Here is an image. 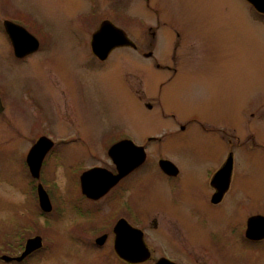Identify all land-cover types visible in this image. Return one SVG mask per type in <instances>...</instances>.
I'll return each mask as SVG.
<instances>
[{
  "label": "rangeland",
  "instance_id": "rangeland-1",
  "mask_svg": "<svg viewBox=\"0 0 264 264\" xmlns=\"http://www.w3.org/2000/svg\"><path fill=\"white\" fill-rule=\"evenodd\" d=\"M11 1L15 9L28 13L48 33L47 45L52 55L45 60L44 66H37L39 56L23 65L16 61L9 46L0 41V83L10 103V109L4 113L6 119L0 121V264H123L114 249L116 221L112 228L104 226L107 223L105 216L117 210V201L108 196L101 203L105 211L99 222L86 215L85 207L90 208L91 205L86 203L84 207L81 201H73L74 197L80 196V191L75 193L74 185L81 190L82 180L79 176L70 175V164L96 162L87 157L84 146L66 150L61 161L50 153L51 147L47 153L50 154L49 159L41 169L42 180L40 178L37 183L32 182L24 162L31 151V144H34L30 138L35 135L31 133L37 134L42 130L50 129L56 137L76 132L84 136L83 143L90 144L91 149L98 148L103 138L114 137L123 129L133 133L137 139L144 134L163 135L169 122L154 118L152 111L135 108L133 102L125 99L126 89L119 83L117 75L124 71L128 82L133 81L134 90H144L137 86H143L147 74L139 72L135 79L133 72L137 65L144 70L143 65L150 61L131 51L117 50L107 62L113 71L112 78H109V68L101 72V68H92L96 64L89 60L92 30L86 28L90 17L84 11L86 5H79L76 0ZM230 6L228 11L224 4H220L214 17L207 21V13L200 17L197 15L204 9L196 11L192 5H187V28L201 35L207 45L206 53H209L204 57L206 64L200 80L204 86H210L212 92L195 83L188 93L167 90L166 99H163L167 108L183 115L198 111L201 115L210 116H223L234 109L238 118L245 101L255 95H264V27L253 23L255 21L250 19L242 0L232 1ZM83 63L87 64L88 72L94 71L85 72ZM130 95L132 98L136 93L131 90ZM141 95L143 103L136 106L150 102L156 110L157 99L151 94ZM239 135L243 136V132ZM207 138L192 130L186 134L176 133L167 137L160 146L152 147L160 148V155L177 163L182 177L187 178L188 187L184 183V188L189 195L201 191L203 173L212 164L202 161L200 152L206 148V143L210 150L212 146L216 147V143ZM78 141L80 144V139ZM241 159H237L233 172L232 199L238 223L243 220L244 197L264 200L262 157L258 154L256 159L252 156ZM156 182L155 178L147 180L135 192L134 204L139 209H152L159 201L163 202L162 206H169L170 195H162V191L155 190L152 198ZM40 184L52 202L51 213L43 212L40 207ZM160 192L162 197H155ZM72 204L78 209L83 205L85 215L72 211ZM234 205L226 203L219 212L225 218ZM184 206L180 202L170 205L176 210ZM202 209L206 207L202 205ZM146 210L143 214H147ZM106 235L108 240L103 245L97 244L96 240ZM37 236L42 238L41 249L23 262H4V256L20 257L25 252L27 241ZM202 260L206 261L205 258ZM233 264H245V258L239 251L234 255Z\"/></svg>",
  "mask_w": 264,
  "mask_h": 264
},
{
  "label": "flooded vegetation",
  "instance_id": "flooded-vegetation-1",
  "mask_svg": "<svg viewBox=\"0 0 264 264\" xmlns=\"http://www.w3.org/2000/svg\"><path fill=\"white\" fill-rule=\"evenodd\" d=\"M232 1L235 0H85L83 3L81 0H76L77 4L87 6L84 11L90 15L86 28L92 30L90 32L92 54L89 60L96 64H92V68L98 67L102 69L101 72L107 71L109 68L107 62L117 50L131 51L138 57L148 59L150 62L143 65L144 70L137 65L133 72L135 79L139 77L137 74L139 72L147 74L148 78L143 86H137L144 90H134L136 87L133 81L128 82L124 71L117 74L119 83L126 89L125 99L133 102L135 108L142 107L148 112L152 111L154 118L169 122V126L163 130V135L144 134L138 139L133 133L123 129L114 137L103 138L98 148L94 149H91L90 144L83 143V135L73 132L56 137L53 135L54 132L51 133L52 130L48 129V131H39L37 134L31 133L35 136L30 138L34 141L30 149L46 137L52 142L53 149L50 153L56 155L55 158L61 161L64 160L63 153L66 150L75 146H84L83 150L88 153L87 157L96 162L71 163L69 167L71 176H79L82 180L83 174L93 170H98L97 174L103 176L122 175L117 184L99 198H92L85 194L82 183L81 190L75 184V193L80 191V196L74 197L73 201H81L84 207L86 203L91 205L90 208L85 207V212L94 220L96 218V222L104 217L105 209L100 206L101 203L109 198L108 196L117 201V210L105 216L107 223L104 226L112 228L114 221L116 226L119 221L125 220L129 226L142 233L143 243L149 253V258L140 263L127 262L117 255L123 264H159L161 262L164 264H233L236 251L244 256L245 264H264V200L244 197L243 220L238 223L235 221V205L232 199L233 172L237 159H246L247 156L256 159L259 154L264 162V95H255L245 101L240 108L238 118L234 109L223 116L201 115L198 111L188 113L185 111L184 114H186L183 115L163 104L167 90L172 93H188L193 83L200 88H208V92H212V88L208 85L204 86L200 80L204 71L203 66L206 64L204 57L209 53H206L207 45L201 35L187 28V5H192L196 11L204 9L197 15L200 17L207 13L208 21L220 4H224L225 10L230 11ZM242 2L247 7L250 19L253 18L255 21L253 23L264 27V10L258 11L250 0H242ZM260 4L264 7V0H260ZM103 26L106 30L104 32L106 39H122L123 35L118 31L121 30L133 46H117L111 49L106 59L99 58L94 52L93 38ZM23 29L27 35L25 40ZM13 37L19 38L20 43L27 49L35 44L32 42L34 40L38 46L24 57H18L15 54ZM49 39L48 33L39 27L28 13L15 9L11 0H0V41H4L6 47L9 46L16 61L25 65L30 59L33 60L39 56L36 60L37 66H44L45 60L52 55L51 48L47 45ZM109 44L112 45L113 42ZM41 61L43 62L40 64ZM82 68H86L84 70L88 72L86 63L82 64ZM109 72L108 77L112 78L113 71L110 68ZM131 90L136 93V96L132 98ZM142 93L151 94L157 99L156 110L150 102H145L143 106H136L143 103ZM9 107L8 96L0 83V121L6 119L4 113L6 109H10ZM192 130L207 136L208 140L212 139L216 147L212 146L210 150L206 143V148L201 149L202 161H210L212 164L203 173L201 191L189 195L184 188V183L187 186V178L182 177V171L177 163L160 155V148L152 147L160 146L167 137H172L176 133L186 134ZM239 132H243V136H240ZM40 133L43 135L39 136ZM115 146L118 164L110 155V150ZM28 155L29 153L26 158ZM49 156L50 154L46 155L42 167ZM26 158L24 168H29ZM93 178H97V182L100 180L99 176ZM152 178L157 181L156 188L151 194L152 198L155 190L162 191L163 193L160 192L159 196L155 197L161 198L163 194L170 195L169 206H162L163 202L159 201L152 209H139L134 204L133 196L143 182ZM73 180L75 181L74 178ZM92 180L89 186H92ZM39 181L40 179H32L33 183ZM30 184L34 188L33 184ZM176 202L185 204L184 208L172 209L170 205L175 206ZM226 203L233 204L234 207L224 218L219 210ZM83 205L78 209L72 204V211L85 215ZM202 205L206 207L205 210L202 209ZM145 210L147 214H143ZM114 229L115 227L113 233ZM115 238L114 233V242ZM106 239L108 240V235ZM202 257L206 261H203Z\"/></svg>",
  "mask_w": 264,
  "mask_h": 264
},
{
  "label": "water",
  "instance_id": "water-1",
  "mask_svg": "<svg viewBox=\"0 0 264 264\" xmlns=\"http://www.w3.org/2000/svg\"><path fill=\"white\" fill-rule=\"evenodd\" d=\"M250 1L254 4V6L258 11L264 10V7H262L260 4V0H250ZM118 31L123 35L122 39L121 38L117 40L106 39L104 36V32H106L104 26L101 27L97 31V33H95L93 38V48L95 54H97L99 58L103 60L106 59L111 49L117 46H129V45L133 46V43L124 36L123 32L121 30ZM25 33L26 31L23 29L24 40L27 39V35ZM12 40L15 47V54L18 57H24L27 53H30V50H33V48L36 49L38 46L37 42L34 40L32 42L35 44H33L31 47H28L29 49H27L26 46L20 43L21 40L19 38L13 37ZM111 42H113L112 45L109 44ZM51 147H52V142L48 138L43 137L31 149L27 157V164L33 178L35 179L40 178L43 161ZM116 153H117V147L115 146L110 150V155L112 156L114 162L118 164ZM96 171L98 170L87 172L82 176L83 192L92 198H99L105 193H107V191L110 190V188H112L117 184V182L122 176V175L115 176L112 174L110 176L109 174L108 176L106 175L103 176L97 174ZM96 176L100 177V180L98 182L96 180L98 177L93 178ZM91 179H93L91 182L92 186H89ZM94 183H96L95 186ZM38 197L42 211L45 213H51L53 210L52 202L50 200L48 193L41 184L38 186ZM114 233L116 235L114 242V249L119 257L130 263L144 262L149 258V253L147 252L148 250L145 247L142 240V233L139 230L129 226V224L125 220H121L115 226ZM105 240L106 237L103 236L97 239V244L103 245ZM42 246H43L42 238L40 236H37L36 238L29 239L27 241L25 252H23V254L20 257L13 258L9 256H4L2 257V259L8 263L12 261L23 262L33 252L41 249ZM159 264H164V263L161 262Z\"/></svg>",
  "mask_w": 264,
  "mask_h": 264
}]
</instances>
